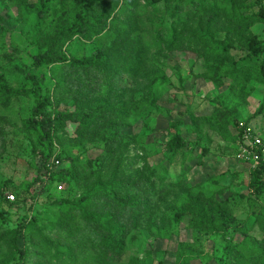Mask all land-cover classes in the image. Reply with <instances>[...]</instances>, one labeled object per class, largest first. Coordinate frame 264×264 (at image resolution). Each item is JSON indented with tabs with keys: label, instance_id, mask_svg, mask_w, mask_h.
<instances>
[{
	"label": "trees",
	"instance_id": "1",
	"mask_svg": "<svg viewBox=\"0 0 264 264\" xmlns=\"http://www.w3.org/2000/svg\"><path fill=\"white\" fill-rule=\"evenodd\" d=\"M16 1L36 15L31 35L37 52L31 58L34 68L29 70L27 86L19 90L8 84L0 70V104L9 105L22 96L33 98L35 108L24 121L23 131L36 141L33 152L37 174L34 181L21 185L23 194H12L15 201L0 193V207L7 211L18 204L29 209L17 229L5 232L3 219L0 247L7 246L10 253L0 257V264L25 261L31 247L37 250L36 256L55 264L120 263L128 239L141 225L143 215L153 209L150 203L155 198L161 199L163 205L159 216L163 226L168 224L182 232L187 220V229L193 233L228 235L236 221L232 196L222 199L228 188H219L220 183L215 181L211 188L196 191L186 185L187 173L179 174L174 180L170 168L177 165L178 159L185 166L192 162L193 148H201L202 156L206 155L208 148L203 145L212 131L225 142H233L236 159L240 139L249 129L251 119L244 125L229 121L239 130L232 140L218 108L211 116L189 113V127L183 122L170 123V139L164 147L169 156L168 166L163 173L159 174V169H152L147 163L138 169L137 163L146 150L142 149V156H132L138 142L123 131L130 125L131 112L150 98L156 101V94L137 100L133 95L136 90L128 88L136 87L139 82L153 87L158 79L154 64L159 59L175 52L192 53L203 63L199 78L214 83L218 89L225 80L231 83L229 93L220 98L217 107L225 110L229 103L243 105L258 85L263 90V103L253 117L263 116L264 38L253 29L264 26V3L258 0L256 4L254 0ZM142 3L161 12L158 20L151 23L160 40L158 50L146 44L139 30L137 18ZM121 5L128 11L126 18L119 13ZM48 22L51 26H47ZM107 34L115 35L110 45L104 43L103 36ZM77 37L94 44L91 56L80 58L63 52V47ZM236 48L244 52L243 57L234 55ZM49 65H56L59 70L55 73L54 90L73 95L74 112L59 111L52 116L47 113L55 106V96L44 94L38 72ZM69 122L77 126L74 139H68L64 132ZM183 131L197 138L194 145L184 139ZM0 146L1 161L6 151L2 131ZM91 149L101 152L95 160L86 156ZM55 161L60 163L59 167H55ZM249 170L248 195L254 197V206L260 200L259 212L253 214L251 209L250 215L255 218L261 236L245 233L241 242L229 239L219 264H264V162L258 169ZM64 184L74 189V196L62 195L64 190L59 191L58 186ZM180 196H186L187 201L178 205ZM21 239L25 241L23 248L19 244ZM177 252V264H190L198 259L208 264L212 260L196 253L193 245H182Z\"/></svg>",
	"mask_w": 264,
	"mask_h": 264
},
{
	"label": "rangeland",
	"instance_id": "2",
	"mask_svg": "<svg viewBox=\"0 0 264 264\" xmlns=\"http://www.w3.org/2000/svg\"><path fill=\"white\" fill-rule=\"evenodd\" d=\"M30 1L37 2V0ZM258 1L264 3V0ZM256 2L257 0L253 1L254 4ZM119 13L126 18L128 11L121 5ZM138 14V27L144 41L150 48L158 50L160 40L153 32L151 23L158 20L161 12L158 9H149L142 3ZM36 22V15L25 8L24 4L17 5L16 0H0V70L8 84L15 90L27 86L29 70L34 68L31 58L37 51L33 49L31 27ZM111 24L115 22L111 21ZM47 26H51L50 22ZM253 31L264 38L263 25L256 26ZM104 37L105 45H110L115 40L113 34ZM94 50L95 46L92 42H86L78 37L63 47L64 53L80 58L91 56ZM243 53L237 48L234 51L237 58L243 57ZM154 68L157 70L158 79L153 87L148 86L146 82H139L136 87L130 85L128 88L136 90L133 95L137 100L149 97L153 92L156 94L155 103L150 98L139 109L131 112L130 125L123 131L126 136L138 142L137 147H133L132 156H142V149L146 150L144 157H140L143 160L137 163L138 169H142L147 163L152 169H159V174L163 173L168 166L169 156L164 151V147L170 139L168 134L170 123L183 122L189 127L191 125L189 113L211 116L218 108L220 114L224 115L225 131L232 140L238 136L239 130L229 121L244 125L250 119L249 128L258 137L264 138V115L253 117L263 103V90L260 86L256 85V89L247 97L243 105L229 103L226 109L222 110L217 106L220 104V98L229 93L231 83L225 80L223 87L218 89L214 83L199 78L198 75L204 70L203 63L198 61L194 54L175 52L166 55L154 64ZM56 71H59L56 65H49L48 68L45 67L38 72L42 79L44 94L55 96V106L47 111L50 116L59 111L74 112L76 107L72 94L64 95L54 90L57 85ZM34 108L33 98L26 96L13 100L9 105L0 104V118H4L0 119V122H3L0 123V131L6 138V151L0 161V193L4 192L5 196L23 194L21 185L34 181L37 174L33 152L36 141L23 131V123L32 116ZM76 129L77 126L69 122L64 131L66 137L74 139ZM209 134V140L206 139L203 145L208 148V153L202 156L201 148H193V161H188L185 166L182 165V160L178 159L177 165L170 168L171 177L176 180L179 174L182 176L187 173L186 185L196 191L211 188L215 181L220 183L219 188L227 187L228 191L222 199L232 196L231 201L236 212L233 229L226 236H214L199 231L193 233L187 229L186 220L182 232H177L168 224L162 225L159 216L163 205L161 199L155 198L150 203L153 209L143 215L141 225L128 239L122 261L113 264H177V250L182 245L195 246L196 253L212 258L208 264H219L220 260L224 259L223 248L229 239L241 242L245 233L260 238L261 233L255 225V218L250 215L251 209L253 214L260 210V200H257L258 206H254V197L248 195L250 167L235 159L236 149L232 145L233 142H225L213 131ZM183 136L192 145L197 140L194 135L186 134L184 131ZM189 151L192 152L191 147ZM72 152L78 151L73 149ZM100 154L99 150L91 149L86 156L95 160ZM185 169L187 172L184 171ZM63 187L64 197L71 194L74 196L72 187L67 184ZM186 201V196H180L177 203L181 205ZM28 213L29 209L25 204H18L9 211L5 207H0V225L4 219L5 232L17 229L20 223L25 221ZM23 242L25 241L21 239L19 243L22 248ZM2 247H0V257L9 255L7 246ZM30 252L29 257L25 256L27 257L25 261L20 259L13 264H55L36 256L38 252L34 247H31ZM190 264H203V262L198 259L191 261Z\"/></svg>",
	"mask_w": 264,
	"mask_h": 264
},
{
	"label": "built area",
	"instance_id": "3",
	"mask_svg": "<svg viewBox=\"0 0 264 264\" xmlns=\"http://www.w3.org/2000/svg\"><path fill=\"white\" fill-rule=\"evenodd\" d=\"M236 159L239 162L248 164L252 170L258 169L261 166V163L264 162V141L254 134L250 128L245 131L240 139L239 151ZM54 164L55 167L60 166V163L57 161L54 162ZM63 189L62 185L58 186L59 191H63ZM8 199L11 202L15 201L13 195H9Z\"/></svg>",
	"mask_w": 264,
	"mask_h": 264
}]
</instances>
